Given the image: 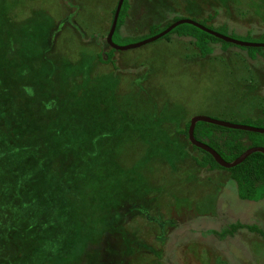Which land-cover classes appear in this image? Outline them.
Segmentation results:
<instances>
[{"label":"rangeland","instance_id":"1","mask_svg":"<svg viewBox=\"0 0 264 264\" xmlns=\"http://www.w3.org/2000/svg\"><path fill=\"white\" fill-rule=\"evenodd\" d=\"M117 1L0 0V71L8 59L29 71L20 59L30 54V68L37 70L31 76H40L41 68L51 73L57 86L53 95L61 91L72 101L63 110L64 125L74 130L82 121L79 144L98 148L89 161L98 184L88 195L75 188L69 200L77 220L73 239L64 248L45 242L42 251L29 248L33 257L27 263L264 264L259 234L240 229L220 239L203 233L235 221L264 227V200L240 199L227 170L199 167L194 158L201 159L202 152L179 132L194 115L248 125L263 119L264 48L251 57V48L223 49L219 42L201 58L188 38L172 34L115 50V69L98 61L97 54L109 49L105 38ZM209 15L206 25L227 35H264V0H129L119 33L123 39L115 37L116 43L146 38L150 26L175 18L202 22ZM5 82L12 80L0 75ZM54 101L52 113L67 103ZM74 108L82 112L70 115ZM57 130L62 138L71 137ZM106 146L118 151L116 161L107 163L101 154ZM8 167L24 171L18 163ZM29 240L25 246L33 244Z\"/></svg>","mask_w":264,"mask_h":264},{"label":"trees","instance_id":"2","mask_svg":"<svg viewBox=\"0 0 264 264\" xmlns=\"http://www.w3.org/2000/svg\"><path fill=\"white\" fill-rule=\"evenodd\" d=\"M115 8L116 5L112 10V17ZM128 10L129 0H124L112 37L115 43V37L120 36L123 39L119 33H121L120 29L128 15ZM212 18L209 15L204 21L199 22L206 25V22ZM177 19L179 18H175L174 21ZM169 24L150 26V33L146 37L160 32ZM215 30L226 34L220 29ZM172 34L188 38L198 50L201 58H205L214 52L215 49L212 44L222 42L223 49L233 45L186 23L176 26L162 39H168ZM231 36L246 41L264 42V35L258 39ZM144 38H137L133 41L137 42ZM242 47L246 48L245 46ZM248 48L252 49L250 56L254 57L257 51L264 47ZM114 54L115 49L109 46L108 50L100 51L97 54V60L105 64L110 63L117 69ZM30 56V54H26L20 59L25 64L24 66L29 65L26 67L29 68V71L22 67L16 68L13 59H8L9 63H5L2 67L3 70L0 71L4 80H12L10 83H0V168L2 169L0 172V263L5 259L7 264H28L27 262L31 261L33 257V255H28V249L33 248L32 250L42 251L43 242L64 248V245L66 246L73 239L74 236L71 231L75 227L73 224H77V220L72 217L70 212L69 200L71 195L75 193V188L80 189L78 193L81 192V195H88L92 191L91 187L98 184L95 181L98 174L89 163L91 153L98 149L96 148L97 145H90L91 142L82 147L79 144L82 135L79 128L82 121H78L80 124L75 123L74 130L69 123L64 125L63 114L66 112L63 110L70 108L72 104L68 103L72 101L67 94L63 95L61 91L57 93L60 96L53 95V89L57 86L54 87L51 83V81L56 80L54 76L51 77V73L44 72L40 67L41 70L38 71L42 74L38 77L31 76L35 75L34 72L37 70L30 68L32 66L29 60ZM34 64L40 65L39 62H33ZM41 64H44L43 59ZM32 71L33 73H31ZM54 100L61 104L67 102L66 105L61 106V112H51V102H55ZM262 100V112L264 114V96ZM81 112L79 108L77 110L74 108L68 113L79 115ZM76 117L80 120L79 116ZM252 124L264 127V118ZM188 125L189 121L179 132L186 137L193 149L202 152L201 159L194 158L199 167L209 170H227L230 172L231 179L236 183L237 196L240 199L255 202L264 200L263 153L253 152L236 166L223 168L216 163L211 154L193 146L188 141ZM57 129L67 131L71 137L67 140L62 138ZM194 136L214 148L227 161L234 160L249 147H264V133L231 129L203 121L196 123ZM115 152L117 153L115 154ZM102 153L104 156L106 155L107 163L114 162L118 157V151H113L110 146H106V149L101 151ZM121 154L123 155V152ZM71 159L73 160L71 161ZM77 159L86 161V163L84 162L83 165L79 166ZM163 159H168V157L164 156ZM74 162H76L78 171L73 165ZM17 163L19 168L24 170L23 172L17 173L8 167ZM98 166L102 168L101 165ZM103 171L104 169L101 170L99 176H102ZM121 171L123 172V170ZM88 172L93 176L89 177ZM79 175L81 177L79 178L80 182L75 187L72 184ZM15 206H18L16 212L12 210V207L15 208ZM19 216L22 217V224H18L16 221ZM240 229L257 233L264 239V227L240 221L228 223L219 230L209 229L203 233H211L223 239L226 236L234 235ZM30 238L33 239V244L25 246L24 244L29 242ZM4 249H8V252L2 253L1 251ZM32 253L34 254V252ZM13 258L15 260L17 258L15 263L12 261Z\"/></svg>","mask_w":264,"mask_h":264},{"label":"water","instance_id":"3","mask_svg":"<svg viewBox=\"0 0 264 264\" xmlns=\"http://www.w3.org/2000/svg\"><path fill=\"white\" fill-rule=\"evenodd\" d=\"M123 1L124 0H118L117 1L116 8H115V11H114L113 17H112V22H111L109 31H108L107 36H106L107 43L109 44V46L111 48H113L115 50H127V49L137 48V47L143 46L145 44L151 43L153 41H156L157 39L162 38L163 36H165L169 32H171V30H173L176 26H178L180 24H184V23L191 24V25H193V26H195V27H197V28L221 39V40H224L226 42H230L234 45L245 46V47H264V42H254V41H246V40L238 39V38L232 37L230 35L221 33V32H219L213 28H210V27H208V26H206V25H204L198 21H195V20L189 19V18H179V19L173 21L172 23H170L167 27H165L160 32H158L154 35H151L149 37H146L142 40H139L137 42L119 45L113 41L112 37H113L114 31L116 29L118 16H119V12H120V9L122 7ZM198 121L208 122V123L215 124V125L222 126V127H226V128L253 131V132H258V133H264V127H258V126H254V125L243 124V123H234V122L221 120V119L213 118V117L206 116V115H194V116H192L189 120V125H188V129H187L188 141L193 146H196L197 148L211 154L212 157L214 158V160L216 161V163L218 165H220L221 167L226 168V169L232 168V167L236 166L237 164L241 163L246 157H248L253 152H261L264 154V147L263 146H252V147L247 148L244 152H242L234 160L227 161L214 148L209 146L207 143L196 139V137L194 136V128H195V125Z\"/></svg>","mask_w":264,"mask_h":264},{"label":"flooded vegetation","instance_id":"4","mask_svg":"<svg viewBox=\"0 0 264 264\" xmlns=\"http://www.w3.org/2000/svg\"><path fill=\"white\" fill-rule=\"evenodd\" d=\"M117 4V3H116ZM109 31V30H108ZM105 41H106V38H105ZM106 43H107V41H106ZM107 45L109 46V44L107 43ZM190 120V119H189ZM215 170V169H214ZM217 170V169H216Z\"/></svg>","mask_w":264,"mask_h":264}]
</instances>
